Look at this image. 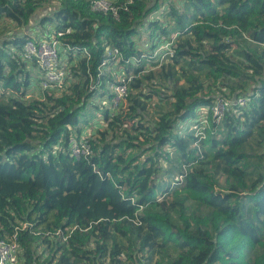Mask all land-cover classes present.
<instances>
[{"label": "trees", "instance_id": "1", "mask_svg": "<svg viewBox=\"0 0 264 264\" xmlns=\"http://www.w3.org/2000/svg\"><path fill=\"white\" fill-rule=\"evenodd\" d=\"M48 1L0 0V20L21 26ZM58 1L46 20L90 53L73 65L68 91L27 98L19 52L33 38L0 39V237L28 222L22 264H264V0L169 1L165 14L162 0H112L116 16ZM143 27L151 43L177 34L166 63L136 48ZM109 46L135 59L114 115L94 102L108 93L112 75L98 67ZM242 92L247 104L204 139L178 130L216 96ZM86 127L92 154L71 156L69 139ZM58 229L68 237H49Z\"/></svg>", "mask_w": 264, "mask_h": 264}, {"label": "built area", "instance_id": "2", "mask_svg": "<svg viewBox=\"0 0 264 264\" xmlns=\"http://www.w3.org/2000/svg\"><path fill=\"white\" fill-rule=\"evenodd\" d=\"M87 1H89L93 11L103 13L110 11L114 16L117 15V8L113 5L112 0ZM66 32H69V29ZM52 34L53 37L49 40H27L19 52V57L25 66L32 64L31 70L36 68L39 71L40 74L36 80L31 82L34 84L33 89L37 87L41 91L40 96L43 98L47 93L52 94L68 91L69 86L75 82L71 70L77 58H90V53L86 48L74 47L70 43L62 41L59 38L63 36L62 32H56L54 30ZM70 54L74 56L73 59L70 58ZM105 54L108 58L104 59L98 67V72H109L112 75L111 81L106 85L108 93L104 97H107L109 101V114L114 115L123 107L128 97L129 84L133 78V74L127 70V65H133L135 59L130 58L124 60L120 51L114 46L107 47ZM168 54H171L170 49H168ZM87 74L89 77L88 88L91 91L96 88V85L93 81V74L89 70H87ZM31 82L29 85L32 87L33 84ZM248 101L247 92L232 96L218 95L215 97L210 108H200L196 112V117L186 121V125L188 129L193 131L198 140L204 139L207 134L206 130L210 134L215 130V127L211 123L218 124L223 119L227 110L233 106H244ZM88 129L87 127L84 128L81 133L69 139L68 150L71 156L80 158L92 154V149L88 141ZM28 226V222L16 225L11 234L0 237V264H22L18 235L21 230ZM75 228L76 226L72 227L70 231ZM64 230L69 229L65 228ZM63 232L62 229H58L50 233L49 237L52 235L57 237L63 236V239H65L70 232L65 236Z\"/></svg>", "mask_w": 264, "mask_h": 264}, {"label": "rangeland", "instance_id": "3", "mask_svg": "<svg viewBox=\"0 0 264 264\" xmlns=\"http://www.w3.org/2000/svg\"><path fill=\"white\" fill-rule=\"evenodd\" d=\"M163 3L161 5V11L164 10V14L168 11V3L169 1H174L175 5L178 7H181V4L183 3V0H162ZM168 2V3H167ZM59 1L58 0H49L48 2H44V3H39L37 9L35 10L34 14L31 16L29 22L24 23L21 26H17L16 24L12 23L11 21H7V20H0V39L1 38H8L14 35H24L27 34L29 37H32L33 39H47L49 40L50 38L53 37V31H54V26L51 24V21H47L46 20V16L51 15L53 13L54 10H56L59 7ZM167 5V6H166ZM161 11H157L154 12V14L152 15L153 18L156 19H161L163 22H165V24L168 22L166 20H164V18L162 17L163 14H161ZM149 30L145 27L140 29V34L139 36L135 37V45L137 49H141L144 51H148L149 53H154L155 59L154 62H157V65H161L163 63H166L168 61V58L166 56V54H168V49L172 50L171 46L172 43L175 42L176 36L177 34H174L173 36H169L167 38H155L156 40H153L152 43L149 41ZM154 44V48L151 47V45ZM169 44V45H168ZM78 59V58H77ZM32 65V64H31ZM31 65L28 64L27 66L22 65V68H27L28 72H30V81H35L36 78L38 77V75L40 74L39 71L35 68L34 70H31ZM34 68V67H33ZM32 68V69H33ZM147 68H149V66H147ZM33 84V82H31ZM34 88V84L31 87L30 85L26 88V97L27 98H37L40 99L42 101H45L46 98L41 97V91L38 90V88L36 87ZM246 91L250 92L251 91V87L248 86ZM165 92V91H164ZM64 92L61 93H52L54 96H60L61 94H63ZM46 96V95H45ZM94 102L96 103H100L101 106H103L104 108L109 109V101L107 97H103L101 99H97ZM152 103H159L158 101V97L155 96L152 98ZM126 104V103H124ZM123 104V107L125 106ZM121 110V108H120ZM119 110V111H120ZM156 112L157 109L154 106H149L148 109V115L151 119L156 117ZM94 122V128H96L97 126H101V122L100 120H98V117L95 118ZM187 127L186 125V121H180L178 123V130H184ZM93 128V129H94ZM88 131V136L93 135V130H91L90 128L87 130ZM253 147L254 144L252 143ZM259 150L263 151L264 147H261ZM217 182L219 183L218 186L222 185V182L220 180L217 179ZM258 191L262 194V196L259 199V206L261 208L264 207V184L261 185L258 189ZM42 248H39V250H41ZM140 256H142L140 254ZM154 259L158 258L157 257V253L153 256ZM143 259V257H142ZM143 261H145L143 259ZM153 261V259H152ZM127 264H132L129 261H127Z\"/></svg>", "mask_w": 264, "mask_h": 264}]
</instances>
